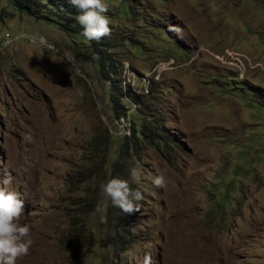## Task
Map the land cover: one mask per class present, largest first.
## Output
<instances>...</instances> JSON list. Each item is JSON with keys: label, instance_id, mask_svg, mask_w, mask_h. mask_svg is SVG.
Returning a JSON list of instances; mask_svg holds the SVG:
<instances>
[{"label": "rangeland", "instance_id": "obj_1", "mask_svg": "<svg viewBox=\"0 0 264 264\" xmlns=\"http://www.w3.org/2000/svg\"><path fill=\"white\" fill-rule=\"evenodd\" d=\"M104 2L119 118L90 42L45 5L51 20L0 0V176L33 242L17 264H264V0ZM137 118L173 141L164 151L139 136L123 162ZM119 163L144 198L116 250L101 185Z\"/></svg>", "mask_w": 264, "mask_h": 264}, {"label": "clouds", "instance_id": "obj_2", "mask_svg": "<svg viewBox=\"0 0 264 264\" xmlns=\"http://www.w3.org/2000/svg\"><path fill=\"white\" fill-rule=\"evenodd\" d=\"M68 2L80 11L76 20L82 26V35L86 39L99 42L111 35L110 18L106 15L108 5L104 0H68ZM125 11L132 18L129 8L126 7ZM127 132H130L129 128ZM171 136L172 133L167 131L165 135L162 132L159 136L155 134V143L152 145L159 144L161 145L159 147L165 151L173 141ZM141 138L144 139L143 136ZM151 143L152 141H147V144ZM139 174V169H131L133 179L138 180ZM12 182L13 178L10 174L4 173L0 176V264H17L19 258L29 254L33 243L29 238L31 226L19 223L25 203L18 192L10 190L9 186ZM152 183L158 188H165L167 181L165 176L157 173L152 178ZM101 190L110 198L114 206L127 214L138 211L136 202L144 198L139 189L133 190L128 181L119 177L109 179L101 185Z\"/></svg>", "mask_w": 264, "mask_h": 264}, {"label": "trees", "instance_id": "obj_3", "mask_svg": "<svg viewBox=\"0 0 264 264\" xmlns=\"http://www.w3.org/2000/svg\"><path fill=\"white\" fill-rule=\"evenodd\" d=\"M44 2V4H40L42 6H39V2L37 0H10L13 7H15L19 12H23L26 15L30 17H42L45 19H50L48 16L42 15L40 13L41 8L45 5L46 8L51 9L54 11L55 16L57 17L58 24L67 32L71 33L75 36H79L83 41H87L91 43V46L93 47L94 51H96L99 54L98 63L101 67L100 73L105 77V79L109 82L111 86V103H112V110L116 116V118H119L121 116L125 117V109L123 104L120 102V99H122L123 92L120 88V80H117L114 77V74L117 75V69H116V63L115 59L111 57L112 54H110L109 48H111L114 44L113 41L109 40L111 37H105L99 42L95 40H88L82 35V26L77 22L76 17L80 14L79 10L72 6L68 0H41ZM39 8L38 15L35 12V9ZM124 15L127 14V12L123 11ZM128 15V14H127ZM110 65H107V64ZM143 114L146 115L144 112ZM147 118L138 119L131 125L128 126L129 128V135L124 136L122 141L120 142V147L118 150V156L121 157L120 159H123V162L127 160V157L129 156L130 149H133L132 155L139 156L138 151L136 149V142L139 140L138 137L143 136L146 141H152L151 144L155 143V134L156 136H159L162 132L165 135L166 129L164 126H161L159 122H156V120H150L148 122ZM125 147V148H124ZM123 157V158H122ZM115 172L117 175L121 178H126L125 175L122 173V170L125 169L124 165H121L120 163L118 165H114ZM130 187L134 190L133 185H130ZM112 203V202H111ZM111 210L114 211V217L116 220L115 225L117 226L115 233H113V236L111 238V246L113 249L121 250L124 248L128 237H122L118 234V229L121 228L123 231L126 219L129 216V214L124 213L119 207L114 206L111 204ZM126 238V239H125Z\"/></svg>", "mask_w": 264, "mask_h": 264}]
</instances>
